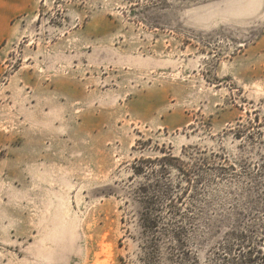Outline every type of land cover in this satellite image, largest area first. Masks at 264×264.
<instances>
[{"label": "rangeland", "instance_id": "374dc122", "mask_svg": "<svg viewBox=\"0 0 264 264\" xmlns=\"http://www.w3.org/2000/svg\"><path fill=\"white\" fill-rule=\"evenodd\" d=\"M16 2L0 264H144L149 201L161 264H227L234 228L262 236L264 0Z\"/></svg>", "mask_w": 264, "mask_h": 264}, {"label": "trees", "instance_id": "16d2710c", "mask_svg": "<svg viewBox=\"0 0 264 264\" xmlns=\"http://www.w3.org/2000/svg\"><path fill=\"white\" fill-rule=\"evenodd\" d=\"M149 206L145 208L146 212L143 217V228L147 233L148 240L143 247L145 256L144 264H161L160 257L157 252L160 251V241L162 236H166L167 229H164V221L159 216L151 214L156 206H153L149 201ZM164 232H159L160 229ZM174 239L180 243L179 232H174ZM219 248L227 253L225 259L227 264H264V229L262 236H257L250 228L238 230L234 228L232 232L226 235L225 240L219 244ZM239 253H238V252Z\"/></svg>", "mask_w": 264, "mask_h": 264}, {"label": "crops", "instance_id": "0c3cea01", "mask_svg": "<svg viewBox=\"0 0 264 264\" xmlns=\"http://www.w3.org/2000/svg\"><path fill=\"white\" fill-rule=\"evenodd\" d=\"M7 5L12 8H18V3L16 0H0V38L5 35V28H6V17L8 18L11 16L12 12L7 11ZM8 7V9H10Z\"/></svg>", "mask_w": 264, "mask_h": 264}]
</instances>
